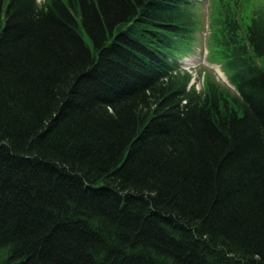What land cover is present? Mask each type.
<instances>
[{
  "label": "trees",
  "instance_id": "1",
  "mask_svg": "<svg viewBox=\"0 0 264 264\" xmlns=\"http://www.w3.org/2000/svg\"><path fill=\"white\" fill-rule=\"evenodd\" d=\"M0 0V264H264V7Z\"/></svg>",
  "mask_w": 264,
  "mask_h": 264
},
{
  "label": "rangeland",
  "instance_id": "2",
  "mask_svg": "<svg viewBox=\"0 0 264 264\" xmlns=\"http://www.w3.org/2000/svg\"><path fill=\"white\" fill-rule=\"evenodd\" d=\"M224 4L237 12L244 25L248 22L253 8L264 7V0H197L193 10L195 32L191 44L184 48L181 55L178 56L177 63L182 70L191 74L190 83L198 91L203 89L206 80H211L224 91L234 95L235 88L228 80L229 72L218 58L213 44L216 22L220 16L219 9Z\"/></svg>",
  "mask_w": 264,
  "mask_h": 264
}]
</instances>
